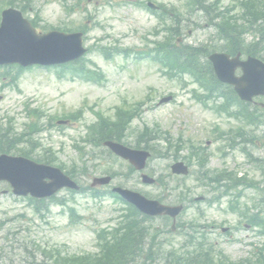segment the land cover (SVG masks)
<instances>
[{
	"label": "rangeland",
	"instance_id": "374dc122",
	"mask_svg": "<svg viewBox=\"0 0 264 264\" xmlns=\"http://www.w3.org/2000/svg\"><path fill=\"white\" fill-rule=\"evenodd\" d=\"M222 1L228 6L237 0ZM9 2L12 0H6L5 3ZM149 2L162 9H165L164 6L167 8L173 6L180 10L183 25L180 35L183 38H181L182 43L214 45L218 42L216 31L208 26L204 15L190 13L185 7V0H94L91 3L88 0H32L30 9L26 10L24 16L31 20L38 14L39 20L37 21V17L35 19L39 31L44 29L48 33L66 30L68 27L69 30L73 28L76 31H86L85 46L92 50L86 60L94 62L104 73L105 79L98 83H86L78 78L71 81L68 74L66 78L59 79L57 71L37 68L22 72L18 86L11 84L9 77L5 80L0 77V125H12L14 122V128L21 132L27 129L31 122L56 123V119L64 120L62 118L64 115L72 116L78 110L86 108L80 121H74L72 125H64L62 129L53 128L42 135L34 136V141L38 143L36 152L39 153L40 145L42 150L53 148L59 158L57 163L64 164L68 168L76 167L79 171L83 168L87 175L77 177V182L82 187L90 186L95 177L115 174L112 184L102 186L101 190L110 191L114 186H122L149 199L163 198L165 204L179 202L176 200L178 196L188 191L190 196L187 201L190 198L204 196V201L192 204L177 222H187L194 217H200L205 230L209 233L208 238L220 243L217 249L223 251L224 255L234 262L252 259L253 264H257L255 261L259 252L256 249L259 246L263 247L264 237L245 232L248 229H243L241 231L244 232L235 234L233 239H241L246 244L237 242L233 244L229 241L227 243L225 240L229 237L222 235V229L219 228L222 226L230 228L227 231H237L246 226L247 220L242 218L240 211L230 212L229 202L235 200L234 196L238 194V190L221 202L211 204L210 200L214 196L212 184L209 182L208 185L203 186L204 184L197 182L199 168L196 164L192 165L191 176L186 180L171 173L173 156L176 153L173 151H170L166 158L152 155L145 170V173L158 179L165 188L156 184L145 185L141 182L140 173L130 172L129 162L118 159L112 154L102 153L101 148L82 144L81 138L86 137L87 126L97 122L95 112L113 117L116 107L124 103L134 106L138 102H145L140 118L135 119L127 131L124 140L127 147L137 149L140 133L145 127L158 132L156 135L169 132L172 142L176 144L183 141L188 143L191 140L194 145L205 147V152L211 155L209 168L212 171L227 169L238 172L240 176L248 175L250 179H257L264 186V172L256 170L244 153L237 149L227 151L224 156L218 152L224 144L221 140H215L216 137L219 138L217 129L229 131L243 126L248 130L246 132L248 136L254 135L257 138L264 132V126L254 130L223 113L219 114L217 107L214 110L202 107L192 96V89L198 86L191 82V78L186 77L185 81L169 80L160 66L155 65L151 60H136L135 55L125 58L122 54L113 60H105L100 54V47L118 46L121 49L140 51L146 50V47L152 48L153 41L167 40L166 32L161 30L157 37L153 33L159 29L160 24L158 18L142 6L143 3L147 5ZM16 3L22 2L18 0ZM66 6L70 9L76 8L77 12L71 16L66 12ZM70 32L75 33V31ZM250 40L252 36H248V41ZM85 64L93 68L92 63ZM184 83H187V87H184ZM171 95L173 100L170 103L158 104L162 98ZM26 105L32 107L31 109H41L42 111H37L42 113V119L38 116L29 118L25 113ZM91 107L94 111L89 110ZM10 118L13 120H9ZM208 142L210 145L207 146ZM79 143L85 148L84 152L78 153L74 147ZM24 147L28 148L29 144H25ZM141 147L143 148L144 145ZM167 147V143L162 139L150 144L151 150L156 149L161 152L166 151ZM249 149L255 157L264 160L263 141L258 142V147L253 146ZM189 155L191 156V152L185 149L179 152V159L183 160ZM6 189L10 190L9 186L0 183V191ZM57 197L76 206L84 221H75L71 225L67 210L61 206H53L50 213H45L44 217H41L34 214V208L28 198H18L11 193L0 196V222L4 223V228H0V248H2L0 264H30L27 260L40 258V247H57L69 254L96 253L99 250L96 239L97 229L114 227L117 218L126 209L123 203L111 196L102 200H93L89 194L73 195L68 190H63ZM262 198H264L263 191H258L257 194L253 189H246L240 200V206L242 208L247 203L252 207L255 201ZM165 222L157 218L147 225L153 230L159 227L167 229ZM27 227H29L28 231H23ZM17 228L23 230L16 231ZM169 228H171L170 224ZM14 230L16 234L18 233L17 236L8 235L6 239L5 235L9 231L15 232ZM160 239L164 243L165 254L173 248H178L185 240L177 233L161 236ZM18 242L26 243V249ZM19 245L22 246L20 249ZM244 245L247 247L243 251Z\"/></svg>",
	"mask_w": 264,
	"mask_h": 264
},
{
	"label": "water",
	"instance_id": "95a60500",
	"mask_svg": "<svg viewBox=\"0 0 264 264\" xmlns=\"http://www.w3.org/2000/svg\"><path fill=\"white\" fill-rule=\"evenodd\" d=\"M6 14L8 16H5L4 27L0 35L3 34L2 45L10 59L3 63L21 61L26 66L29 64L55 65L79 59L86 53L82 46L81 34L65 36L56 33L40 37L18 15ZM211 60L221 80L234 84L237 88L245 81L254 83V94L264 93V68L259 62L250 60L241 63L239 57L230 60L226 55H214ZM237 67L244 70L242 80H237L234 77ZM113 149L119 155L130 158L135 164H138L139 169L144 167L147 154L133 152L122 147H113ZM174 170L179 173H187L182 165H177ZM45 179H50L51 182L47 183ZM0 180L10 181L19 194L31 193L38 198L51 196L66 186L78 189L60 170L38 166L23 159L7 157L0 160ZM109 181V178L95 180L99 184H106ZM144 182L152 183L153 181L144 177ZM115 191L121 193L124 198L135 203L143 212L150 215L166 214L175 217L180 211V208L164 207L157 202H149L126 191L119 189Z\"/></svg>",
	"mask_w": 264,
	"mask_h": 264
},
{
	"label": "trees",
	"instance_id": "16d2710c",
	"mask_svg": "<svg viewBox=\"0 0 264 264\" xmlns=\"http://www.w3.org/2000/svg\"><path fill=\"white\" fill-rule=\"evenodd\" d=\"M187 6L189 11L192 13L194 12H202L203 14H215L214 16H211V22L216 23L217 31L219 32L220 41L223 42V45H221L220 51H225L231 55H236L237 53H242L243 55L247 56H260L261 51V45L264 43V0H244V1H238L237 4L223 7L221 5L220 0H187ZM237 12V13H236ZM176 19L178 20L177 25L174 28H171V34L175 38L177 35L180 34L179 29L177 28L180 26V20L179 15H176ZM248 34L254 35V38L260 37L263 40L259 41H253L252 43H247L246 36ZM202 49H205L203 47H184V49H178L174 47L173 50L170 52L167 51L166 53V60H170L173 63V66L177 67L180 72H188L192 73L195 72V74H199L202 71L200 70V67L202 66V59L201 57L206 56L209 54L207 51L206 53H201ZM215 46L211 49V52L216 51ZM262 57V56H261ZM206 71L208 76H211L212 69L209 65L206 67ZM74 71L80 72L81 74H86L89 76L90 71H86L85 66L80 67H74ZM213 76V75H212ZM213 78V77H212ZM215 81L213 79L212 85H215ZM119 121L114 123V125L109 126L108 124L105 125L106 128H101L100 136L102 138H108V139H115V140H121L123 136V131L127 127L129 121L131 118H128L125 120L124 115H120ZM34 128L32 126L33 132H38L40 130V127ZM147 137L152 136V132L147 129L144 133ZM28 134H24L22 137H26ZM22 138V140H23ZM17 140V143L21 140V138H15ZM14 139V140H15ZM16 143V144H17ZM15 143L11 145L10 147H4L3 146V153H11L15 150ZM33 150L27 151V150H21L20 153L24 156L30 157ZM41 162L45 163H51L50 159L43 158L42 160H39ZM115 231H128L125 233L124 236L120 239V245L116 247L117 252H115L113 255L121 254L122 250L125 249L126 246L130 245L128 249H131V247L134 245V242L137 243V234L130 233L129 231H146L144 227L138 226L136 222H129L128 224L121 223L120 228H118ZM133 240L134 242H131ZM127 241L126 245H123ZM109 245V244H108ZM135 246V245H134ZM43 254L50 255L49 257V263L50 264H93L92 259L90 257V260H83V258H65L62 257V254L60 251H47L44 250ZM124 257H129L131 254H122ZM121 257V255H120ZM112 261L119 262L118 258H115ZM112 264V262H111Z\"/></svg>",
	"mask_w": 264,
	"mask_h": 264
}]
</instances>
